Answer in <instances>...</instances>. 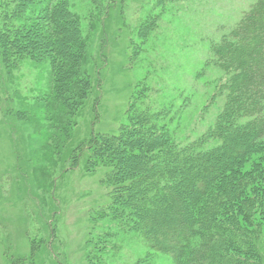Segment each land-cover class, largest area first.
Here are the masks:
<instances>
[{
  "label": "rangeland",
  "instance_id": "rangeland-1",
  "mask_svg": "<svg viewBox=\"0 0 264 264\" xmlns=\"http://www.w3.org/2000/svg\"><path fill=\"white\" fill-rule=\"evenodd\" d=\"M255 1L0 0V38L9 44L5 61L0 56V264H174L151 249L133 198L138 185L141 196L156 185L162 197L176 180L144 181L116 163L141 156L143 139L165 173L220 148L233 73L216 63L213 47ZM34 23L70 33L56 64L55 53L35 62L12 47ZM62 68L73 69L76 84L48 98L51 70ZM44 103L51 108L40 114ZM88 145L94 157L77 159ZM262 163L264 146L211 194L248 178L253 199ZM146 196L142 210L154 197ZM245 213H235L243 233L264 231L258 204ZM255 242L264 264V233Z\"/></svg>",
  "mask_w": 264,
  "mask_h": 264
},
{
  "label": "trees",
  "instance_id": "trees-1",
  "mask_svg": "<svg viewBox=\"0 0 264 264\" xmlns=\"http://www.w3.org/2000/svg\"><path fill=\"white\" fill-rule=\"evenodd\" d=\"M53 13L56 14V11ZM51 15L49 21H52ZM34 25L23 27V37L19 34L15 43L11 44L12 47L18 52L20 59L27 57L35 62L40 61L44 53H55L56 57L49 60L52 65L56 64L70 44L66 40L71 37L70 33L65 34L67 29L63 26L56 25L51 29L37 23ZM52 32L64 36L57 39L50 35ZM0 40L4 45L0 56L5 61V46L9 44L7 38ZM213 54L221 68L233 73L224 113L228 115L224 124L226 127L221 128L220 148L209 155L190 158L187 163L180 164V169H171L165 173L164 163L158 165L159 162L154 158L147 157L152 145L150 141L147 140L146 143L143 139L140 140L141 151H137L138 156L144 152L141 156L119 160L116 164L121 168L125 167L129 173L142 175L145 178L141 180L144 181L152 180L155 175L161 181L166 176L172 181L176 180L171 186H164V190L168 189V192L162 197L156 196V185L149 186L150 190L144 191L143 196L139 190L141 186L138 185L135 189L133 201L139 207L141 228L152 250L169 255L174 264H262L259 243L256 244L255 241H259L264 233L263 226L256 228L253 237L245 234L240 229L235 213L241 214L244 211L246 215L251 214L257 204L264 213V168L259 167L258 175L254 177L257 188L253 192V199L248 198L247 194V187L253 182V179L248 178L230 183V186L222 190H215L216 194H211V191L222 182H229L233 176L237 177L235 173L241 163L264 146V0H256L250 6L232 33L214 45ZM76 56V53L68 52L66 60L73 62ZM63 69L59 72L51 70L53 89L52 93L46 91L48 98L52 99V96L57 95L55 100H58L64 96L63 92L66 93L69 85L76 84L73 69L68 72ZM80 80L83 83V77ZM42 105L40 114H43L44 109L51 108L45 103ZM240 119L246 122L238 124ZM117 138L122 139L124 145L132 141L123 135ZM84 156L88 159L94 157L90 145L83 146L76 158ZM160 159L164 157H158ZM171 159L173 157L165 158L168 161ZM112 177L114 180L119 178L116 173ZM124 187L121 186V190ZM146 195L154 197L149 199V204L146 202V206L151 205L149 210H142L138 200ZM227 209L228 216L225 219L222 213L227 212ZM195 238L200 239L198 244H193Z\"/></svg>",
  "mask_w": 264,
  "mask_h": 264
}]
</instances>
